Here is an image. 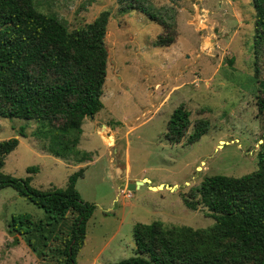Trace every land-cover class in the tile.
Masks as SVG:
<instances>
[{"label":"rangeland","instance_id":"1","mask_svg":"<svg viewBox=\"0 0 264 264\" xmlns=\"http://www.w3.org/2000/svg\"><path fill=\"white\" fill-rule=\"evenodd\" d=\"M34 4L65 20L70 29L111 12L103 107L85 118L79 144L89 159L56 157L33 136L35 121L0 116V141H20L7 156L6 174L32 176L33 186L47 190L65 188L69 177L84 169L76 186L96 209L77 263L115 264L133 256V229L138 223L213 225L215 219L206 207L193 210L184 198L195 195L207 176L241 177L258 167L264 133V42L258 51L254 48L253 0H34ZM151 10L172 15L176 40L171 45L157 44L164 30L151 18ZM181 105L190 112L189 133L199 120L210 123L209 131L194 143L166 139L169 118ZM29 167L37 170L30 173ZM130 184L137 187L130 191ZM19 213H29L35 220L47 216L14 188H2L0 264H47L22 237L16 243L9 233V221Z\"/></svg>","mask_w":264,"mask_h":264},{"label":"trees","instance_id":"2","mask_svg":"<svg viewBox=\"0 0 264 264\" xmlns=\"http://www.w3.org/2000/svg\"><path fill=\"white\" fill-rule=\"evenodd\" d=\"M253 4L258 51L264 42V0ZM149 14L164 30L157 44L166 47L175 42L172 15L152 10ZM110 17L106 10L92 22L70 29L57 15L38 10L34 0H0V116L35 121L33 136L56 157L89 159L79 144L85 118L103 107ZM190 126V112L181 105L169 118L166 139L180 143L187 138L194 143L210 129L204 119L195 123L191 133ZM261 140L256 170L241 177L207 176L195 195L184 198L193 210L206 207L215 219L213 225L138 223L133 229L134 255L115 264H264V133ZM19 142L18 138L0 141V190L14 188L47 216L35 220L29 213L13 214L9 233L16 243L22 237L47 264H78L87 224L96 209L76 186L84 169L73 173L65 188L39 189L32 185V176L15 177L3 171Z\"/></svg>","mask_w":264,"mask_h":264},{"label":"water","instance_id":"3","mask_svg":"<svg viewBox=\"0 0 264 264\" xmlns=\"http://www.w3.org/2000/svg\"><path fill=\"white\" fill-rule=\"evenodd\" d=\"M109 136H111V134L109 133ZM261 142H262V140H261ZM143 182H139V184H142ZM137 187V185L136 184H130V185H128V189L131 191V190H133V189H135Z\"/></svg>","mask_w":264,"mask_h":264},{"label":"built area","instance_id":"4","mask_svg":"<svg viewBox=\"0 0 264 264\" xmlns=\"http://www.w3.org/2000/svg\"><path fill=\"white\" fill-rule=\"evenodd\" d=\"M130 195H131V192H130ZM130 195H129V196H130Z\"/></svg>","mask_w":264,"mask_h":264}]
</instances>
